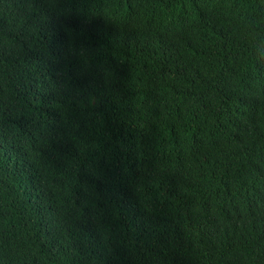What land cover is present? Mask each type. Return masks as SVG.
Segmentation results:
<instances>
[{
	"label": "trees",
	"instance_id": "obj_1",
	"mask_svg": "<svg viewBox=\"0 0 264 264\" xmlns=\"http://www.w3.org/2000/svg\"><path fill=\"white\" fill-rule=\"evenodd\" d=\"M0 264H264V0H0Z\"/></svg>",
	"mask_w": 264,
	"mask_h": 264
}]
</instances>
